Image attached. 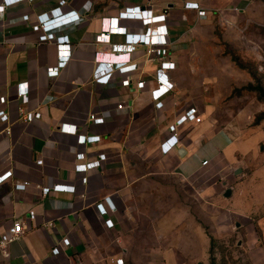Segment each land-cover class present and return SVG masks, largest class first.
<instances>
[{"label":"crops","instance_id":"1","mask_svg":"<svg viewBox=\"0 0 264 264\" xmlns=\"http://www.w3.org/2000/svg\"><path fill=\"white\" fill-rule=\"evenodd\" d=\"M60 1L21 2L7 8L0 21V96L7 97L9 114L7 124L0 122V174L13 171L0 185V234L16 219L27 223L0 264H116L119 258L124 264H202L213 237L244 231L250 262L264 264V228L258 233L245 206L235 202L247 172L242 162L255 153L263 135L248 133L254 113L239 103V96L238 103L232 98V67L225 61L231 57L220 46L223 27L237 25L245 9L234 0H67L62 14L74 10L81 19L58 30L70 36L72 57L58 77H49L48 67L58 62L57 44L40 42L33 25ZM187 2H198L206 16L186 8ZM137 5L167 14L166 57L158 47L138 45L130 54L134 71H116L109 83H97V51H111L125 41L121 34H112L110 43L96 41L108 31L105 18ZM120 25L142 28L129 19ZM162 60L176 66L167 71L174 89L158 109L151 90ZM127 76L132 82L125 87ZM141 80L146 82L142 89L136 85ZM22 82L29 88L23 106L42 113L31 123L19 113ZM192 106L202 122L180 126L178 144L163 154L169 125ZM95 117L104 120L95 123ZM63 123L101 140L79 145L76 135L60 130ZM78 152L86 154L85 161L102 153L107 157L100 167L82 173L75 170ZM83 177H88L86 184ZM17 183L26 184V190L15 189ZM56 184L75 185L76 192L42 195L41 187ZM108 196L116 204L107 216L114 221L110 229L95 207ZM65 237L70 246L62 244ZM55 246L58 255L51 253Z\"/></svg>","mask_w":264,"mask_h":264},{"label":"built area","instance_id":"2","mask_svg":"<svg viewBox=\"0 0 264 264\" xmlns=\"http://www.w3.org/2000/svg\"><path fill=\"white\" fill-rule=\"evenodd\" d=\"M24 1L34 0H0V21L2 20L6 9ZM67 4V0H61L59 6L51 9L49 12L38 15L36 23L33 25V30L39 32V41L48 42L55 41L57 44L58 62L54 66L47 69L49 77H58L61 69L66 66L72 57V44L68 34H58V30L65 25H69L81 19V15L72 10L62 14L63 6ZM186 8L197 9L199 16H206L207 11L199 7L198 2H187ZM29 15H23L24 20H29ZM129 19L139 21L141 30H132L127 26L120 25L121 20ZM167 14H155L153 9L142 8L140 5L127 7L120 12L117 17L104 20V29L107 32L100 33L96 41L98 43H110L112 34L124 35L125 41L122 43H115L112 45L111 51L99 50L96 53V69L94 72V79L97 83H109L114 73L117 71L120 74H128L137 68L136 63H130V54L136 49L138 45L144 44L150 47H158L161 57H166L168 53L167 46L169 45V31L167 27ZM176 63L170 60H162L160 68L156 72L157 86L151 90L152 99L155 101V107L161 109L164 105L163 96L174 89V83L169 80L168 70L174 69ZM132 82L131 77L123 78L122 85L128 87ZM145 81L141 80L136 83L137 87L142 89L145 86ZM29 88L28 82L18 84L17 96L22 106L19 108L20 117L23 121L31 123L39 120L42 117L41 111L28 110L23 105L29 102ZM8 99L6 96H0V122L7 124L9 122V114L5 109ZM124 105L120 104L118 107L122 108ZM103 117H95V123H102ZM203 118L200 115L199 109L196 106L190 107L178 119L169 125V136L161 143V152L163 154L169 153L173 150L179 142L178 129L180 126L194 122L200 123ZM61 131L71 133L78 137V144L95 143L101 140V135H86L78 132L77 125L63 123L60 128ZM6 133H10V128L7 127ZM78 163L75 165V170L85 173L90 169L100 167L102 162L106 160L107 155L102 153L97 159L92 161H85L86 154L78 152ZM209 161H202L207 164ZM37 163L41 164L42 160ZM13 171L7 170L0 174V185L12 177ZM82 182L86 184L88 177H83ZM27 185L24 183H17L15 189L23 191L26 190ZM52 192H76L75 185L56 184L53 186L41 187L43 196H47ZM98 214L104 218L105 226L107 228L114 227V221L107 218L109 212L116 210V204L111 197H105L103 200L95 203ZM36 216L35 211H30V219ZM27 223L21 219L13 221L12 226L7 228L0 234V256L7 259L10 257V245L19 240L25 233ZM64 246H70L71 240L68 237L62 239ZM61 250L58 246L52 248V255L60 254ZM45 264V263H40ZM82 264V263H79ZM116 264H124V259L119 258Z\"/></svg>","mask_w":264,"mask_h":264},{"label":"rangeland","instance_id":"3","mask_svg":"<svg viewBox=\"0 0 264 264\" xmlns=\"http://www.w3.org/2000/svg\"><path fill=\"white\" fill-rule=\"evenodd\" d=\"M237 3L245 11L237 25L222 26L228 31L223 30L225 41L220 46L231 57L225 61L232 67V98L238 103L239 96V103L248 104L254 113L248 133L261 131L263 135L255 153L242 162L247 172L235 199L245 206L247 220L256 224L259 233L264 228V0H234ZM245 238V231L223 239L213 237L202 264H252Z\"/></svg>","mask_w":264,"mask_h":264},{"label":"water","instance_id":"4","mask_svg":"<svg viewBox=\"0 0 264 264\" xmlns=\"http://www.w3.org/2000/svg\"><path fill=\"white\" fill-rule=\"evenodd\" d=\"M231 188H229L228 189V191H227V193H225V196H227V197H229L230 195H231ZM240 226V224L239 223H237V227H239Z\"/></svg>","mask_w":264,"mask_h":264}]
</instances>
